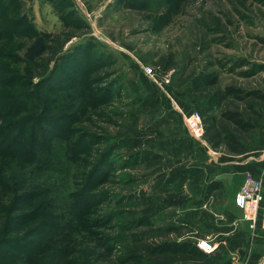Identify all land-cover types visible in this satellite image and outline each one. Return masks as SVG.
I'll use <instances>...</instances> for the list:
<instances>
[{
  "label": "rangeland",
  "instance_id": "374dc122",
  "mask_svg": "<svg viewBox=\"0 0 264 264\" xmlns=\"http://www.w3.org/2000/svg\"><path fill=\"white\" fill-rule=\"evenodd\" d=\"M144 65L172 71L169 94ZM227 86L243 92L213 101ZM192 109L231 130L222 112L240 111L255 127L243 142L264 149V0H0V264H227L226 250L147 249L203 237L183 220L212 148L188 132ZM133 131L151 133L141 149Z\"/></svg>",
  "mask_w": 264,
  "mask_h": 264
},
{
  "label": "crops",
  "instance_id": "0c3cea01",
  "mask_svg": "<svg viewBox=\"0 0 264 264\" xmlns=\"http://www.w3.org/2000/svg\"><path fill=\"white\" fill-rule=\"evenodd\" d=\"M260 129L262 142L259 145L264 146V118ZM206 152L210 158L195 186L197 196L193 201L197 205L183 213V220L197 224L203 236L198 241L207 240L213 245V252L208 255L226 250L231 259L227 264H264V246H252L254 240L264 234V185L256 228L250 227L235 204L236 193L247 174L264 179V149L257 146L244 154H229L207 147ZM211 184V190H207ZM205 195H209L210 201L203 200Z\"/></svg>",
  "mask_w": 264,
  "mask_h": 264
},
{
  "label": "trees",
  "instance_id": "16d2710c",
  "mask_svg": "<svg viewBox=\"0 0 264 264\" xmlns=\"http://www.w3.org/2000/svg\"><path fill=\"white\" fill-rule=\"evenodd\" d=\"M142 4L137 2H130L128 6L133 9H137L141 7ZM218 78H213L206 81L208 87H213L217 84ZM197 83V79L193 80V85ZM243 92L239 88H235L233 86H227L224 89L215 90L212 95V100L215 99H223L225 96H238L239 93ZM157 103L152 104V107H156ZM201 112V111H200ZM202 115V114H201ZM203 118V116H202ZM222 118L229 122L234 130L227 129V128H217L214 121L211 124L208 121H204L205 126V133L204 138L208 142V144L214 148L218 149L219 147H225L229 153L232 154H244L249 151V145L243 142L242 134H249L255 129L252 122L246 120L240 111L237 110H226L222 112ZM150 132H139L133 131L129 135H127L126 140L131 146V149H141L143 145L146 143V139ZM146 158L152 159L153 162L160 163L163 161V156L158 153H153L150 150L142 149L140 150ZM188 170L182 168L175 173H172L166 177V173H161L158 175L159 182H173L177 180H185ZM200 173V172H199ZM199 175V174H198ZM212 184L208 187L207 190H211L210 188ZM69 214L65 209L58 210V214L55 216V236L59 238L67 237L70 232L73 231L75 225L72 219L68 218ZM179 231V228H177ZM148 251L155 253V252H167L170 255L175 257L176 254L179 252L185 254L187 259L192 258H209L211 255H208L204 251H202L197 244L192 242L191 240H182V241H175V242H164L159 246H148ZM219 255V254H218ZM163 264H172L171 262H165Z\"/></svg>",
  "mask_w": 264,
  "mask_h": 264
},
{
  "label": "built area",
  "instance_id": "2783aa9c",
  "mask_svg": "<svg viewBox=\"0 0 264 264\" xmlns=\"http://www.w3.org/2000/svg\"><path fill=\"white\" fill-rule=\"evenodd\" d=\"M143 70L147 76H150L160 92L169 94L168 88L172 82V71H167L159 76L152 66L144 65ZM184 117L188 132L194 139L204 143L205 126L201 112L192 109L185 113ZM239 190L235 196V204L242 210L243 218L254 229L259 223V212L263 199V179L247 174ZM198 246L205 253H210L213 249V245L207 240L199 241Z\"/></svg>",
  "mask_w": 264,
  "mask_h": 264
}]
</instances>
